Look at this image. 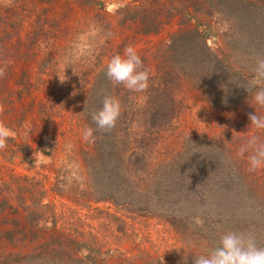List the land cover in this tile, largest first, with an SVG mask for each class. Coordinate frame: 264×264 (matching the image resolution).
Listing matches in <instances>:
<instances>
[{"label":"rangeland","instance_id":"1","mask_svg":"<svg viewBox=\"0 0 264 264\" xmlns=\"http://www.w3.org/2000/svg\"><path fill=\"white\" fill-rule=\"evenodd\" d=\"M138 6L134 0H0V68H5L0 121L16 133L0 150V232L31 229L16 246L21 249L24 243L48 253L36 264L63 260L54 231L68 234L72 247L74 241L98 246L101 253L91 254L97 264H152L157 259L176 264L182 250L196 243V231L204 229L194 225L200 224L185 222L191 234L187 243L177 224L170 227L166 219L154 218L138 199L132 204L121 200L117 192L125 182L133 185L129 173L140 169L142 161L121 158L116 139L120 133H129V151L144 154L151 172L191 147L193 140L200 142L206 155L202 158L212 166L220 187H233L238 173L242 178L238 169L248 166V153L238 155L244 140L233 144L222 136L224 142L214 143L222 128L229 131L222 125L227 118L243 122L236 129L250 127L244 108L221 109L232 107L248 84L228 94L221 76L203 82L215 64L235 57L229 52V21L205 8L188 18L176 17L156 35H143L138 24L147 7ZM179 18L196 27L203 44L194 35L178 34L183 26ZM128 45L150 69L147 91L114 85L105 74L111 57L122 55ZM104 96L121 103L116 127L96 131L93 141H85L84 129L96 128L90 113L102 107ZM155 111L163 123L153 119ZM194 148L198 150L196 144ZM248 175H243L246 181L263 179L264 169ZM261 189L264 202V184ZM128 193L126 197L135 195L133 190ZM258 213L263 224L257 221V227L264 225V213ZM251 221L247 213L230 220L247 231L252 230L246 224ZM6 252L11 251L0 245V256Z\"/></svg>","mask_w":264,"mask_h":264},{"label":"trees","instance_id":"2","mask_svg":"<svg viewBox=\"0 0 264 264\" xmlns=\"http://www.w3.org/2000/svg\"><path fill=\"white\" fill-rule=\"evenodd\" d=\"M134 2L139 3L138 9H141L142 6L143 9L147 7L146 10L142 11L143 14L141 13L138 24L143 35H156L176 17L188 18L190 15L199 13L197 11L202 12L205 8L225 17L232 26L230 36L233 38V45H231L229 52L235 53L233 63L231 61L222 62L216 58V61H220L221 64H215L214 69L209 70L208 74L204 75L203 82L208 80L210 76H215V78L221 76L220 78L224 80L222 89L231 94V92H234L233 90L237 89V86H244L253 78L255 60L258 56H264V0H134ZM179 19V25L183 26H180L178 34L188 33L192 37L194 35L203 44L204 41L196 27L190 28V24L181 23L183 20ZM188 20L193 21L194 19L191 17ZM239 43L243 44L242 48ZM0 47L4 46L1 45ZM237 56L239 57L237 58ZM165 74L166 72L161 73V75ZM161 75H157V79L160 85H164L165 80ZM3 88V81L0 80V91ZM222 93L221 102L225 98L224 92ZM207 98L209 101L211 100L210 97L207 96ZM236 98L232 100L234 101L232 107L221 109L241 111L244 108L243 115L246 116L244 120L248 119L249 114H254L255 111L257 115H264V109L251 105V94H248L245 90L239 93ZM248 101H250L249 106L244 107ZM213 103L212 101L209 104L212 105ZM153 119L156 122L163 123V120L156 115V111ZM222 125H227L229 131L222 128L214 143L224 142L222 136L227 137L233 144L239 140L246 142L254 134L262 135V138H264V134L255 133L248 125L247 130L236 129L235 126H244V124L231 118H227V121ZM237 132L243 133L244 136L238 137ZM116 139H119V153L123 154L121 158L127 160L128 163H130V160L132 163L133 158H140V161H142L140 169H133L132 175L129 173L131 178L126 176L134 180L133 185L125 182L117 192L119 196H123L120 197L121 200H124L127 204H132L138 199L141 208L150 212L154 218L166 219L170 227L177 224L180 228L179 233L184 234V241L187 243V239L191 234L183 227L185 222L193 224L197 218L203 221L200 227L194 225L197 229H204L201 230L202 232L196 231V243L188 244L182 250V259L176 264H192L194 255L205 254V250L214 246L220 235L228 230L251 232L257 237L260 246H264V225L259 227L256 225L257 221L262 223L259 220L261 216H258V210L260 209L261 215L264 213V202L261 198L264 177L263 179L255 177L253 181H246L243 175L249 176V171L248 166L245 165L238 169L242 178H239L237 172L238 176L236 177L238 179L231 181L233 187H220L217 183L216 174L211 171L212 166L205 163L202 158L206 155L200 151V142L195 140L190 143L191 147L187 146L175 159L161 164L155 171L151 172L148 166L146 168L147 164L145 165L143 161L146 160L144 154L129 151V144L127 146L130 140L128 132L118 134ZM143 139H146V136H143ZM195 144L199 151L194 148ZM205 148L206 146L203 149ZM114 159L119 161L117 157H114ZM119 177L125 179L123 176ZM130 190H133L135 195L126 197ZM1 206L5 207V202H2ZM242 213H247L252 218V225L246 223L248 229L252 227V230L241 229L242 224L238 225L230 222ZM252 215L255 216L256 221ZM242 217L245 216L242 215ZM30 231L31 229L24 228L22 231L17 228L15 231L6 229L0 232V245L3 246L4 250L11 251L0 256L1 264H36L42 259H47L48 253L43 250L39 251L38 247L28 249L24 243L21 249L16 246L24 238L23 232L29 233ZM53 234V239H56L64 255L63 260L58 264H77L85 261L90 264H97L91 254L101 253L98 246L93 247L85 242L74 241L73 248L68 234L57 231H54ZM21 250H24V252ZM175 253L172 252V254ZM29 257H33L31 262L24 261ZM10 258H17L18 260L7 261ZM161 262L166 261L157 259L152 264H162Z\"/></svg>","mask_w":264,"mask_h":264},{"label":"clouds","instance_id":"3","mask_svg":"<svg viewBox=\"0 0 264 264\" xmlns=\"http://www.w3.org/2000/svg\"><path fill=\"white\" fill-rule=\"evenodd\" d=\"M253 73V78L243 89L251 94V105L264 109V56L256 58ZM4 74L5 68H0V77ZM105 74L114 85L122 84L129 91L144 92L149 88L150 69L145 67L137 49L132 45L126 46L122 55L116 54L111 57ZM3 111L4 105L0 104V113ZM90 115L96 128L84 129L83 139L89 142L95 139L94 132L107 133L116 127L121 115V103L112 96H104L102 107L92 110ZM248 119L250 129L255 133L264 134V115H257L255 111L254 114H249ZM15 135L11 128L0 121V150L5 149L8 140ZM245 153H248L246 159L249 172L264 169L262 135L250 136L239 147L238 155L244 157ZM40 154L43 156L41 152ZM196 223L203 224V221L197 218ZM192 264H264V246H260L257 237L251 232L228 230L220 235L214 246L205 250V254L194 255Z\"/></svg>","mask_w":264,"mask_h":264}]
</instances>
